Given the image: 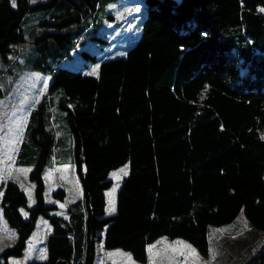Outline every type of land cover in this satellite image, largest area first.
Returning <instances> with one entry per match:
<instances>
[{"label": "trees", "instance_id": "obj_1", "mask_svg": "<svg viewBox=\"0 0 264 264\" xmlns=\"http://www.w3.org/2000/svg\"><path fill=\"white\" fill-rule=\"evenodd\" d=\"M107 1L0 0V91L4 75L12 86L23 69L52 72L15 159L31 165L34 204L15 180L0 183V215L16 231L0 264L22 255L39 215L51 226L45 257L26 264H95L100 240L146 263L147 245L163 235L207 256L208 226L240 212L264 234V0H144L140 34L124 55L101 58L95 75L61 65L75 48L94 65L95 54L76 44L106 42L94 32ZM32 11L41 14L27 38L22 23ZM24 41L30 47L20 54ZM55 90L82 191L67 216L44 200ZM125 163L115 211L105 214L108 174ZM52 196L63 200L64 189ZM242 264H264V242Z\"/></svg>", "mask_w": 264, "mask_h": 264}, {"label": "rangeland", "instance_id": "obj_2", "mask_svg": "<svg viewBox=\"0 0 264 264\" xmlns=\"http://www.w3.org/2000/svg\"><path fill=\"white\" fill-rule=\"evenodd\" d=\"M144 9V0L107 1L104 14L101 15L97 23V29L94 32L105 37L106 42L94 40L87 36L82 44H76V47H84L95 54L96 61L94 65L90 67L89 64L85 65V62L89 63V60L85 59L76 48L60 60L61 65L74 70L83 69L84 72L90 74L93 68H97L101 58L124 55L140 34ZM107 12H111L115 17L109 19L106 16ZM39 14L41 12L36 11L26 14V21L22 23L25 36H27L29 27L32 26L33 22L31 21ZM17 46L19 51L21 48V54L30 47V44L28 41H24ZM20 54L18 60L20 66H22L24 60ZM2 78L3 84L6 85L4 88L1 84L2 89L0 91V183L8 179H15L27 196L28 206H32L34 204V183L28 177L31 165H15L12 151L16 147L20 124L26 115L25 113L30 107L35 106L40 95L47 90L52 72H40L30 68L23 69L18 78L12 82V86L8 81V75H4ZM60 99V91L55 90L52 93V100L54 101V109L57 110L58 122L52 123L56 134L53 165L52 167H45L42 177L45 182V202L55 203L57 209L53 212L67 216V207L72 200L81 196V187L69 153L71 139L67 123L63 117L65 111L57 106ZM14 131L17 136L14 135ZM122 169L124 171H121ZM127 170L128 164L125 163L109 172L108 177L113 182L106 189L105 214L114 213L109 212L108 208L112 205L115 207L116 190ZM58 187L64 189L65 196L63 200L52 196V191ZM4 230L9 232V234H5L6 237L10 235L9 237L12 238L4 243L2 241L6 240L5 236L0 238V249L13 244L16 239L14 228L6 225ZM50 232L51 226L48 220L39 215L35 227L31 231L28 246L20 257L11 258L9 264H26L28 261L33 260L34 257L31 252L34 246L37 247V257L41 259L46 253L45 244ZM101 234H103V231H101ZM208 242L212 254L207 259L183 238H169L163 235L153 245L149 246L148 260L144 264H242L261 247L264 242V234L259 229L248 225L243 213L240 212L234 218V221L230 223L209 225ZM155 244L159 246L154 247ZM97 249L95 264L102 263L100 259L102 250L107 252L108 261H110L103 264H143L134 260L130 253L122 248H105L102 240L98 241Z\"/></svg>", "mask_w": 264, "mask_h": 264}, {"label": "crops", "instance_id": "obj_3", "mask_svg": "<svg viewBox=\"0 0 264 264\" xmlns=\"http://www.w3.org/2000/svg\"><path fill=\"white\" fill-rule=\"evenodd\" d=\"M30 2H35V1H37V0H29ZM33 107H30L29 109H28V111L25 113L26 115L24 116V119H23V121H22V123L20 124V131H19V134H18V138H17V140H16V147L13 149V151H12V158H13V162H14V164L15 165H18V164H16L15 163V159H16V155H17V152H18V148H19V145H20V142H21V140H22V137H23V132H24V129H25V126H26V123H27V120H28V116H29V113H30V110L32 109ZM23 114V113H22ZM20 117V116H19ZM22 117V116H21ZM17 129V128H16ZM14 135H16L17 136V133L14 131ZM13 180H15V179H13ZM16 181V180H15ZM17 182V181H16ZM81 193H82V191H81ZM2 195H3V187H0V200H1V198H2ZM232 221H234V219L232 220ZM232 221H230V222H232ZM230 222H228V223H230ZM4 229H6V224H5V222H4V219H3V217L0 215V238H3L4 236H5V238H6V240L5 241H2L3 243L4 242H8V240H9V238L11 239L12 237H9V236H7L6 237V233L7 234H9V232H7L6 230H4ZM31 234V233H30ZM29 237H30V235H29ZM28 237V239H27V243H26V246L24 247V249H23V252H24V250L26 249V247L28 246V243H29V238ZM161 237V236H160ZM160 237H158L154 242H152V243H149L148 245H147V260H148V256H149V250H148V248H149V246H151V245H153V243H155ZM103 242V241H102ZM2 243V244H3ZM98 243V242H97ZM97 243H96V256H95V260H94V263H96V258H97V253H98V249H97ZM32 246H34V245H32ZM157 246H159V245H157V244H155L154 245V247H157ZM23 254V253H22ZM210 254H212L211 252H210V250H209V253H208V255L206 256V258L208 259V256L210 255ZM31 255L34 257V259H39L38 257H37V247H32V252H31ZM45 257V255H43V258ZM42 259V258H41ZM100 259H101V261H102V263L101 264H103L104 262H110V261H108V254H107V252L106 251H104V250H102V252H101V257H100ZM147 262V261H146ZM112 264V263H111ZM144 264V263H143Z\"/></svg>", "mask_w": 264, "mask_h": 264}, {"label": "snow or ice", "instance_id": "obj_4", "mask_svg": "<svg viewBox=\"0 0 264 264\" xmlns=\"http://www.w3.org/2000/svg\"><path fill=\"white\" fill-rule=\"evenodd\" d=\"M12 4H13V7L16 6V5H15V0H12ZM261 11L264 12V9H261ZM97 68H98V66H97ZM97 68H93V69H92V72H91L90 74H91V75H95V74L97 73ZM121 171H124V170L122 169ZM125 174H126V173H125ZM108 211H109V212H114V211H115V207H114V205L110 206V207L108 208ZM0 250H2V249H0ZM41 258H43V257H41ZM129 259H130V257H129Z\"/></svg>", "mask_w": 264, "mask_h": 264}, {"label": "water", "instance_id": "obj_5", "mask_svg": "<svg viewBox=\"0 0 264 264\" xmlns=\"http://www.w3.org/2000/svg\"><path fill=\"white\" fill-rule=\"evenodd\" d=\"M56 264H67L65 261L59 260Z\"/></svg>", "mask_w": 264, "mask_h": 264}]
</instances>
